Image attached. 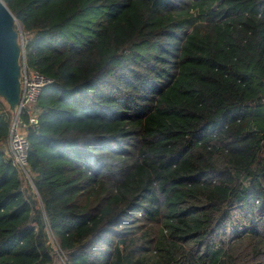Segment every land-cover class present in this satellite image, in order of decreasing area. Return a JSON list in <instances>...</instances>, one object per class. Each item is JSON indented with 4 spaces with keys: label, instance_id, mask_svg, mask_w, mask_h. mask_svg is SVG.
I'll return each instance as SVG.
<instances>
[{
    "label": "trees",
    "instance_id": "1",
    "mask_svg": "<svg viewBox=\"0 0 264 264\" xmlns=\"http://www.w3.org/2000/svg\"><path fill=\"white\" fill-rule=\"evenodd\" d=\"M3 1L52 83L0 264H264V0Z\"/></svg>",
    "mask_w": 264,
    "mask_h": 264
},
{
    "label": "built area",
    "instance_id": "2",
    "mask_svg": "<svg viewBox=\"0 0 264 264\" xmlns=\"http://www.w3.org/2000/svg\"><path fill=\"white\" fill-rule=\"evenodd\" d=\"M21 64V100L17 114L13 117L10 127L9 144L4 149V152L6 159L13 163L20 177L25 182V188H28L29 185L33 186L34 178L29 165V129H39V115L35 105L38 103L44 89L52 81L40 72L29 68L25 45L23 46Z\"/></svg>",
    "mask_w": 264,
    "mask_h": 264
},
{
    "label": "water",
    "instance_id": "3",
    "mask_svg": "<svg viewBox=\"0 0 264 264\" xmlns=\"http://www.w3.org/2000/svg\"><path fill=\"white\" fill-rule=\"evenodd\" d=\"M17 19L0 0V102L16 116L21 100V59L23 46L20 32L15 28Z\"/></svg>",
    "mask_w": 264,
    "mask_h": 264
},
{
    "label": "rangeland",
    "instance_id": "4",
    "mask_svg": "<svg viewBox=\"0 0 264 264\" xmlns=\"http://www.w3.org/2000/svg\"><path fill=\"white\" fill-rule=\"evenodd\" d=\"M88 18H89V17H87V19H88ZM94 20H95V19H94ZM16 29L20 32V41H21V43H22V46H24V45H25V42H26V39H27V37H29V36L23 33L22 26L20 25L19 22H17ZM68 33L70 34L71 38L74 36L73 34H75L74 32H72L71 29L68 31ZM81 33H83V32H81ZM78 34H80V33H78ZM82 35H83V34H80V36H82ZM60 257H61V256H60ZM57 261H58V262H56V264H61V262H60L59 260H57Z\"/></svg>",
    "mask_w": 264,
    "mask_h": 264
},
{
    "label": "crops",
    "instance_id": "5",
    "mask_svg": "<svg viewBox=\"0 0 264 264\" xmlns=\"http://www.w3.org/2000/svg\"><path fill=\"white\" fill-rule=\"evenodd\" d=\"M1 147H2L3 149L7 148V147H8V143L6 142L5 144H2Z\"/></svg>",
    "mask_w": 264,
    "mask_h": 264
}]
</instances>
